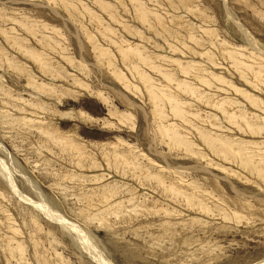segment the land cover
<instances>
[{
    "label": "rangeland",
    "instance_id": "1",
    "mask_svg": "<svg viewBox=\"0 0 264 264\" xmlns=\"http://www.w3.org/2000/svg\"><path fill=\"white\" fill-rule=\"evenodd\" d=\"M0 167V264H263L264 0H0Z\"/></svg>",
    "mask_w": 264,
    "mask_h": 264
},
{
    "label": "bare ground",
    "instance_id": "2",
    "mask_svg": "<svg viewBox=\"0 0 264 264\" xmlns=\"http://www.w3.org/2000/svg\"><path fill=\"white\" fill-rule=\"evenodd\" d=\"M239 23V22H238ZM240 27V26H239ZM241 28H242V25H241ZM1 168V167H0ZM2 171V174H3V176H4V178H6L10 183H11V186L16 190V188H15V186H14V182L12 181V179H11V177H10V174L7 172V171H5L4 170V168H2L1 170H0V172ZM9 183V184H10ZM17 191V190H16ZM18 193V192H17ZM41 208H42V205L40 206ZM44 208V207H43ZM49 211V210H48ZM55 220V219H54ZM58 220V219H57ZM59 223L64 227V228H66L67 229V227L68 226H71V228H74V225L72 224H70V223H67V222H64L63 220H59ZM70 224V225H69ZM76 228V227H75ZM73 230V229H72ZM76 231V230H75ZM77 234V233H76ZM79 236H81V237H84V239L86 240V241H88L89 239H88V237H87V235H85V234H83V235H79ZM80 237V238H81ZM82 241V240H81ZM87 250H89L88 248H87ZM90 252H92V251H90ZM96 259V261H99L101 264H110L100 253H98V252H94V255L92 254V259ZM98 262V263H99ZM263 264H264V261H263Z\"/></svg>",
    "mask_w": 264,
    "mask_h": 264
}]
</instances>
